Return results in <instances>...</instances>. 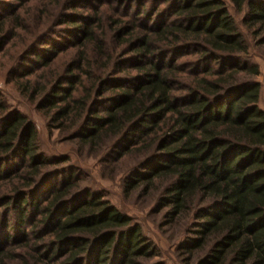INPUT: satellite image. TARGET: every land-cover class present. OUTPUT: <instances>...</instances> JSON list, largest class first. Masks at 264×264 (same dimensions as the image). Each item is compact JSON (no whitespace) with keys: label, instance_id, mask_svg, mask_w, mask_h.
I'll return each instance as SVG.
<instances>
[{"label":"trees","instance_id":"obj_1","mask_svg":"<svg viewBox=\"0 0 264 264\" xmlns=\"http://www.w3.org/2000/svg\"><path fill=\"white\" fill-rule=\"evenodd\" d=\"M229 1L162 0L141 21L95 8L73 27L75 50L62 71L33 82L34 66L50 62L35 50L29 63L20 55L24 79L14 81L62 143L100 164L136 156L124 188L149 193L163 225H182L186 264H264V94L241 30L264 44V0ZM232 11L243 12L241 23ZM7 20L0 45L12 37ZM83 165L46 153L34 123L0 100L1 239L18 246L22 264H141L154 254ZM12 221L19 232L28 226L22 240L7 233ZM12 257L0 245V264Z\"/></svg>","mask_w":264,"mask_h":264},{"label":"rangeland","instance_id":"obj_2","mask_svg":"<svg viewBox=\"0 0 264 264\" xmlns=\"http://www.w3.org/2000/svg\"><path fill=\"white\" fill-rule=\"evenodd\" d=\"M161 1H126L122 5L116 0H59V2L53 0L52 3L48 0H0V18L10 20H7L6 26L12 33V37L3 40L0 45V100H3L10 109L15 108L22 112L34 123L39 144L46 153L68 154L72 159H77L84 164L83 166L90 172L89 179H87L103 188L105 196L141 226L143 235L152 243V247H155V252L151 257L138 259L141 264H186L181 243L187 234L183 235L185 233L182 225H163L162 215L154 212L155 200L149 193L144 195L141 187L130 191L124 188V179L136 165V156L129 154L110 164H100L86 152L79 153L78 148L72 142L62 143L64 138L56 128L49 126L47 116L38 109L36 101L20 92L19 86L14 82L24 79H18L22 68L16 70L21 61L20 55L25 53L26 56L22 61L29 63L33 57L30 53L35 50L50 58V62L46 67L39 66V64L38 67L34 66L27 76L33 82L41 83L44 81L43 76L53 69L62 71L73 58L75 46L72 44H76V38L72 36L73 27L84 24L85 20L91 21L95 15V8L98 12L113 14L114 17L124 20L126 13L127 17L131 13H139L138 20L141 21L145 19L143 12L151 9L152 5H155L154 2L159 3L158 8L164 6ZM223 1L231 7L229 0ZM232 13L236 21L241 23L243 12L232 11ZM15 15L19 19V26L11 29ZM241 30L250 44V60L259 68V75L256 79L260 81L264 94V44L258 43V37L252 35L246 25L241 24ZM34 41V47L29 48ZM49 49L56 51V54L50 53ZM127 57L128 55L123 54L120 61H125ZM178 61H181V58H178ZM260 105L264 108V95L261 97ZM103 165H114V167L113 169L103 168ZM12 215L10 213L7 218H11ZM25 225L19 232L12 221L6 231L10 237L22 240L21 232L28 230V226ZM3 229L0 228V245L14 252V257L8 259L7 264H22L20 259L15 257V254L18 255V251H21L18 246H14L10 241H2L6 233Z\"/></svg>","mask_w":264,"mask_h":264}]
</instances>
